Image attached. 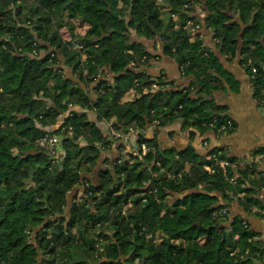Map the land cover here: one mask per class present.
<instances>
[{
  "label": "trees",
  "instance_id": "trees-1",
  "mask_svg": "<svg viewBox=\"0 0 264 264\" xmlns=\"http://www.w3.org/2000/svg\"><path fill=\"white\" fill-rule=\"evenodd\" d=\"M143 39L186 85L147 71ZM235 62L264 102V0H0V264H264L261 174L237 173L223 146L200 155L157 140L172 119L190 140L234 133L212 94L238 85Z\"/></svg>",
  "mask_w": 264,
  "mask_h": 264
},
{
  "label": "crops",
  "instance_id": "crops-1",
  "mask_svg": "<svg viewBox=\"0 0 264 264\" xmlns=\"http://www.w3.org/2000/svg\"><path fill=\"white\" fill-rule=\"evenodd\" d=\"M200 33L203 41L207 45H212L210 30L202 27ZM143 41L147 51L152 56L150 65L147 67V71L150 74L156 76L163 71L167 78L174 82L176 86L188 83L190 78L181 77L177 64L172 59L161 55V45L157 42V39H143ZM226 69L238 82V85L236 86L234 83L225 84L222 91L213 92L212 96L217 105L226 107L224 114L229 115L236 122L237 129L235 132L231 135L220 136L216 135L213 130H208L204 135L196 133L193 140H190L189 130L183 127L181 120L172 119L159 127L157 140L162 147L174 146L178 149H184L192 145L200 155H204L214 146H223L232 157L236 158L237 161L233 165L236 171L240 173L239 164L241 166L252 165L254 172L250 176L255 177L257 173H260L261 177L264 178V153L260 156L254 153L257 149H264V107H260L245 88L244 84L248 79L245 71L236 62L226 65ZM67 72H70V69H67ZM87 115L95 121L94 113L89 112ZM97 124L106 132L103 122H98ZM153 134L154 128L147 126L146 135L151 137ZM125 143L127 144L126 148L135 149V132L128 134V140ZM117 156L118 152L113 146L110 150L102 152L98 164L99 166L105 165ZM187 167L188 165L186 164ZM262 189L263 187H261V192H264ZM231 209L233 213L237 212L235 205ZM263 221L262 219L260 224L262 226H264ZM251 222L256 228L261 227L260 225L258 226L259 223L256 221L252 220ZM257 230L261 231L262 236H264V227Z\"/></svg>",
  "mask_w": 264,
  "mask_h": 264
},
{
  "label": "built area",
  "instance_id": "built-area-1",
  "mask_svg": "<svg viewBox=\"0 0 264 264\" xmlns=\"http://www.w3.org/2000/svg\"><path fill=\"white\" fill-rule=\"evenodd\" d=\"M255 70H256V68H255V67H252V71L254 72ZM259 105H260V107H264V102H263V101L260 102ZM228 124L231 125V122L228 121ZM225 129H226L225 126H222V127H221V131H225ZM111 133H112L113 135H115V136H118V135L114 132V130H111ZM123 140L126 142V141L128 140V136L123 137ZM40 144L43 145V146H45V147H47L48 149H50L51 152H52L54 155L59 151V147H58V138L55 137V136H53V137H47V136L43 137V138L40 140ZM145 150H146V147L143 145V152H145ZM215 163H217V165H219L220 167L224 168L225 166H227L228 161H227L226 159H221V160H219L218 162H215ZM203 167H204L205 170H207V171H209V172H213V171H214V169H213V165H211V164H205V165H203ZM237 173H239V172L237 171ZM229 181H230V183H232V184L235 183V181H236V180H235V176H231V177H229ZM262 190L264 191V187H263ZM127 209H128V207L126 206V207L123 209V213H126ZM226 211H227V209H226V208H223V209H221V210L219 211V213L225 214Z\"/></svg>",
  "mask_w": 264,
  "mask_h": 264
},
{
  "label": "water",
  "instance_id": "water-1",
  "mask_svg": "<svg viewBox=\"0 0 264 264\" xmlns=\"http://www.w3.org/2000/svg\"><path fill=\"white\" fill-rule=\"evenodd\" d=\"M244 86H245V88L247 89V91H248V93H249V95H253V93H252V89H251V87H250V82H249V79H247V81H246V83L244 84ZM263 224H264V221H263ZM262 227H264V226H262ZM264 234V233H263Z\"/></svg>",
  "mask_w": 264,
  "mask_h": 264
},
{
  "label": "rangeland",
  "instance_id": "rangeland-1",
  "mask_svg": "<svg viewBox=\"0 0 264 264\" xmlns=\"http://www.w3.org/2000/svg\"><path fill=\"white\" fill-rule=\"evenodd\" d=\"M156 1H157V2H160L161 0H156ZM156 8H158V7H156V6L152 7L151 11L154 12V13H156V12H157ZM158 9H159V8H158ZM165 9H167V8L164 7L163 10H165ZM189 24H190V23H189Z\"/></svg>",
  "mask_w": 264,
  "mask_h": 264
}]
</instances>
